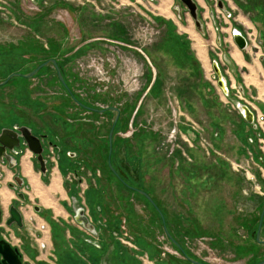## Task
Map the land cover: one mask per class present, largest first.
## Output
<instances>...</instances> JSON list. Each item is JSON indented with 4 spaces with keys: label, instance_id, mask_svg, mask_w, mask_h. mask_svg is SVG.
<instances>
[{
    "label": "rangeland",
    "instance_id": "374dc122",
    "mask_svg": "<svg viewBox=\"0 0 264 264\" xmlns=\"http://www.w3.org/2000/svg\"><path fill=\"white\" fill-rule=\"evenodd\" d=\"M248 1L251 0L236 1L238 15L233 14L230 21L215 4H211V9L216 11V21L221 28L237 25L243 29L255 69L261 68L259 57H264L257 43L261 24L248 21L245 12ZM70 2L0 0V22H3L0 27L16 33L14 43L0 40L12 43L2 46L14 47V59L9 61L11 70H17L29 58L30 64L19 70L27 73L39 62L52 58L63 70L62 75L69 88L68 91L60 84L53 66L48 65L44 75L42 69L32 78L20 81L22 84L9 87L12 104L15 105L11 108L30 121H34L32 117L43 115L50 126L76 127L71 136L78 143L85 140L95 146L104 144L105 157L109 132L113 144H125L128 159L139 164V181L129 182L135 189L123 188L113 177L107 179L110 183L93 180L91 184L84 183L83 187L87 185L85 190L89 193L95 185L93 188L100 196H107L112 221L120 224V233H125L128 241L135 245L128 248L129 255L137 254L147 261L158 259L154 264H196L190 260L206 264H254L264 260V243L255 239L264 206V83H259L263 72L256 68L252 76L254 80L244 78L247 87L244 95L235 86L231 88L232 93L229 92L256 113L258 127L250 125L249 131L244 132L241 122L239 127L234 124L238 111L210 77L209 53L221 60L222 47H218L212 36L205 39L195 37V41L191 37L194 43L196 39L200 41L197 44L204 49L206 59L199 49H196L197 56L203 64L206 62V76L219 92L224 106L231 111L223 114V121L215 119L213 112H208L211 118L206 127L197 117V112L190 115L184 110L183 102L171 89L157 86L151 92L152 87L143 84L144 69L154 70L145 55V65L140 69L134 61L133 50L130 54H122L121 42L125 39L105 37L100 49L87 50L83 44L87 39L76 38L74 34L77 36V28L81 31L79 35L84 37L87 35L82 31L89 28L102 33L101 18L92 24L88 18L92 12L87 13L85 6L73 3L75 7ZM254 2L255 8L259 7L264 12V0ZM161 10L165 11V8ZM202 15L211 34L213 30L207 11ZM223 20L227 22L222 23ZM124 21L127 32L131 34L128 43L140 51L144 43L150 42L151 34L160 32L158 25L142 20L135 11L126 13ZM188 23L192 25L190 20ZM113 25L111 31H118L117 24ZM30 29L37 36L36 42L39 40L36 50L27 38L21 40L23 33ZM44 31L54 37L46 36L44 40L41 34ZM60 32L61 50L58 48V44H62L58 38ZM227 35L225 42L232 44L230 31ZM222 66L225 68L223 63ZM50 70L52 73L48 74ZM5 90L2 89L0 95ZM11 108L8 110L12 111ZM224 110L227 111L225 107ZM189 132L195 139H191ZM215 133L219 135L215 136ZM52 170L49 181L56 180L52 178L57 173L56 167ZM57 177L60 182L61 176ZM139 190L152 199L158 210L144 194L137 193ZM125 207L130 211L126 216L121 214ZM162 224H166L165 229ZM168 234L180 247L168 240ZM30 236L35 251L31 255L34 264L44 254L38 250V236ZM259 238L264 240V214Z\"/></svg>",
    "mask_w": 264,
    "mask_h": 264
},
{
    "label": "crops",
    "instance_id": "0c3cea01",
    "mask_svg": "<svg viewBox=\"0 0 264 264\" xmlns=\"http://www.w3.org/2000/svg\"><path fill=\"white\" fill-rule=\"evenodd\" d=\"M70 1L72 2H70L72 6H75L73 3H76V5L80 4L83 7L85 6L84 9H88L86 10L87 13L89 11L92 12L91 16L88 17L91 18L92 24L97 22L98 18H101V23L103 24L102 33L99 30L96 31L89 28L88 30L82 31V34H85V36L87 35L86 37H84L79 35L81 31L79 28H77V36L76 34H74L76 38L87 39L86 42H83V44L85 43L84 45L87 47V50L92 48L97 50L100 49L101 43L104 44L103 41L105 37L115 38L119 40L122 38L125 39V41L123 40L124 42H121V45H123L122 54H130V50H133L136 57L134 61H136V65H139L140 69H143L142 67L145 65L143 61V55H145L149 61L148 64L150 63L151 68L154 70V72H151L149 68L144 69L145 72L143 77V84L147 85L148 87H152L151 92L154 91L157 86L171 89V91L174 92L183 102L184 108H186L184 110H186V112L190 115H192L193 112H197V117L199 118V120H202V124H204V126L206 127L208 126V121L211 118V115H208V112H213L215 119L220 118V120L223 121V114L226 115L231 111L228 109V106H224L222 97L219 96V92L210 82L208 76H206V62H204L203 64L201 59L197 56L196 49L199 48V50H201L203 53L204 60L206 59L204 49L197 44V42L200 41L196 39V42L194 43L192 42L191 37H193V40L195 41V37L205 39L209 36H212L215 38V42L218 47H222L223 52H221V60L218 56H213L210 53L208 57L210 61L209 64L212 70L210 77L213 81L216 82L218 90H220L227 101H230L229 97L234 98L230 95L232 93L231 88H234V86L237 87V89L244 95L247 90L244 78L249 80L255 79H253V73L256 72L255 69L258 67H256L255 69L252 67V64L254 63H252V59H250V55L247 51L248 40L247 47L244 49H239L232 37L233 29L240 30L241 33L244 34L243 29H239V26L237 25L232 28H228V26L221 28V24L216 21V11H214V9H211V4L213 5L215 1L211 2L210 0H194L197 5V17L201 23L200 28L196 26L189 12L183 6V4L180 3L179 0ZM216 1L217 9H219L223 13L224 17H226V19H228L229 21L233 19V14L236 13L238 15V9H236V1L240 2L242 0ZM219 1H221L222 6L219 5ZM254 1L256 0H251L245 3V12L250 23L261 24L260 32H258L259 38L257 37V43L261 46V52L264 54V12L258 9L259 7H257V9L255 8ZM262 6H264V4H262ZM150 7H152L153 10H150ZM162 8H165V11H162ZM201 9L203 10V12ZM155 10L157 12H155ZM130 11H135V13H138L142 20H148V22L150 21L151 25L155 24L156 27L157 25L159 26L160 32L151 34L150 42L144 43L142 51H139L137 48H134L132 45H130V43H128V40H131V38H128L131 37V34L127 32L126 26L124 24L125 21L123 22V18L125 17V14ZM205 11H207V14L210 18V24L212 25L213 31L211 34H209L208 32V25H206L202 20V14ZM224 11H229L230 15H226ZM199 13L201 14V16L199 15ZM189 20L191 21L192 25L188 23ZM226 22V20L222 21V23ZM113 24H117L116 28L118 29V31H111L110 28L114 26ZM228 31H230L231 33L233 42L232 44H227L224 39L228 36ZM14 32L15 31L13 30H8L6 27H0V40H10L12 43H14V35L16 34ZM60 33L61 34L58 38L62 43V39L60 38L62 32ZM195 33L198 34V36H195ZM41 34L45 37H54L45 31ZM100 34H102L103 37L100 36ZM155 34L159 35L156 36ZM36 37L37 36L34 34L33 30L31 31L30 29V31H26L23 33V35L21 36V40L23 38H27L31 42L30 44H33L37 49L39 45L37 46L36 44L39 40H37L36 42ZM0 43L1 45L5 43L12 44L9 41H0ZM61 45H63V43ZM114 59L116 61L118 60L117 58ZM213 60H217L220 66L221 74L225 78V85L228 87L229 97L225 95L223 89L218 85V77L213 69ZM259 60L262 63L259 65L261 68L258 69L259 71L261 70L264 74V57H259ZM222 63L225 68H223ZM142 76L143 73L141 77ZM259 83H264V76L262 77L261 75ZM259 89H261V87ZM259 94L262 95V92L260 91ZM230 103L232 102L230 101ZM224 107L225 109H227V111L224 110ZM262 108L264 110V104ZM236 110L238 111L236 115L237 122L234 124H237V127H239V123L241 122L243 131H249V127L251 124L246 121V119L242 116L238 109ZM7 113L11 112L6 111L5 114ZM238 113H240V115ZM253 114L255 116V112H253ZM188 135L191 137V139H195V136H193L194 134L191 135V132H189ZM214 135L217 136L219 135V133H215ZM22 165L23 174L27 177L30 185V198L35 199L37 196L39 198L38 203L44 209L43 213L40 214H36L31 211L26 214L34 215L33 222L36 224V226L33 227L29 226L30 232H32L33 229V232L30 233V235L35 234L37 236H41V239L45 240L47 244L48 251H51V253L56 256L60 263L62 262L65 264H69L73 262L74 258H77L79 254L72 249V244L73 242L78 240L77 235L80 232V228L77 229V227L73 223L70 209L67 207L68 205H66V207H63L62 205V203L65 204L68 199L66 190L62 186V182H59V178L57 177L59 173L55 172L52 175V178L56 180L49 181L48 178L44 183V181L39 178L38 174L33 172L30 164L23 160ZM8 181L9 174L5 176L0 184V202L4 206L8 204L12 197L11 191L6 187ZM47 181L49 182L47 183ZM88 194L92 204L97 203L101 199V197H99L100 195L97 193V191H95V188H92ZM122 211L123 212L121 214L125 216L129 214L128 212H130L128 211V209H126V207L122 209ZM44 222L47 223L46 228L45 230L41 231L39 229V226H41V224H43ZM30 235L27 232L23 236L27 249L26 253L29 256L33 255V253L35 252L33 249L34 247L31 246L32 238ZM144 238H141V240H143ZM139 244L140 243L138 242V245ZM124 253L128 254L126 251ZM118 255L119 253L115 246L108 247L105 264H115V262H117L116 258Z\"/></svg>",
    "mask_w": 264,
    "mask_h": 264
},
{
    "label": "flooded vegetation",
    "instance_id": "af4514ba",
    "mask_svg": "<svg viewBox=\"0 0 264 264\" xmlns=\"http://www.w3.org/2000/svg\"><path fill=\"white\" fill-rule=\"evenodd\" d=\"M180 3L183 4L181 1ZM214 4L217 5L216 0ZM183 6L185 7L184 4ZM199 15L201 16L200 13ZM45 38L46 37L43 36L44 40ZM58 45V48L61 50L62 45ZM12 49L13 48L10 47H4L0 43V94L2 89H6L4 93L0 95V184L5 176L9 174V181L6 187L12 194L6 206L2 205L0 202V241L7 243L15 252L19 264H32L34 262L32 256L26 253L27 249L23 236L27 232L30 235L29 226L33 227L36 226V224L33 222L34 215L26 214L30 211L40 214L43 213L44 209L38 203L39 198L37 196L35 199L30 198L29 181L22 171L23 160H25L30 164L33 172L38 174L39 178L44 181V183L45 180L50 178L53 167H56V171L61 176L62 186L66 190L68 199L67 202H65V204L62 203V205L63 207L68 205L67 207L70 209L73 223L77 229L80 228V232L77 235L78 240L72 244V249L79 254L78 257H75L74 261L69 264H105L106 253L110 246H115L119 253L115 264H154V262H157L158 259L156 258L147 261L144 260V257H139L137 254L129 255L124 253L129 250L128 248L135 247V245H132V243L128 241L125 233H120L122 231L120 224L112 221V212H110L111 204L107 200V196H99L101 199L97 203L92 204L89 194L85 190L87 189V185L83 187L84 183L91 184L94 182L93 180L105 181L113 177L115 182L121 184L123 188L135 189L129 182L136 183L140 179L138 162L132 163L128 159L125 144L120 143L117 146L112 143L113 139L110 132L107 136L105 157L103 152L105 148L104 144L102 146H100L101 144L95 146L85 140L82 143H78L77 139L71 136L74 135L76 127L64 128L61 126H50L46 117L43 115L32 117L34 121H30L28 117H21L20 112L16 113L12 109L15 105L13 106L12 104L14 101L9 94V87H14L19 81H23V79L25 81V79L32 78L42 69V74L44 75L47 73V71L44 70H47L48 65L53 66L60 84L65 86L68 91L69 88L64 81L62 75L63 70L52 58H46L47 60L45 59L39 62L27 73H22L20 71L23 67L30 64L29 58H27L23 66L21 65L22 67L19 66L16 68L17 70H11L12 66L9 65V61L14 59V50ZM33 50H36V48H33ZM32 53H35V51ZM51 60H54L55 63H52ZM43 63L45 64L34 74L26 77L27 74L34 71ZM58 71L65 85L59 79ZM51 73L52 70L48 71V74ZM19 84L22 83L19 82ZM71 96L74 98L73 95ZM21 107L22 106H20V108ZM9 108H11L12 111L8 110ZM6 111L11 113L5 114ZM24 114L27 116V113ZM20 128H23V130ZM5 130L8 131L3 132ZM30 136L34 137L32 139L35 146L36 143L38 144V153L32 152L29 148L30 143L26 137ZM68 136H70V138ZM93 167L97 170L95 171ZM107 181L110 183V180ZM94 186L95 185H92L91 188ZM141 191L139 190L137 193ZM144 195L154 208L158 210L152 199L148 195ZM11 206H14L20 215V226L15 222L9 225L6 224V220L10 217L9 210ZM80 208L88 220L89 229L82 227L75 219V210ZM160 218L162 220L161 216ZM46 224V222L41 224L43 225V229L40 226L39 229L41 231L45 230ZM164 225L166 228V224ZM164 225L163 229H165ZM168 240L177 247H180L179 243L169 234ZM36 243L39 252L44 255L40 257V259H36L37 261L34 264H65L62 262L60 263L56 256H54L51 251H48L47 244L45 240L41 239V236L38 235ZM186 258L189 259L187 256ZM159 260L161 261L164 259L159 258ZM190 261L195 263L193 260ZM0 264H9L7 259L1 254ZM196 264L206 263L197 262Z\"/></svg>",
    "mask_w": 264,
    "mask_h": 264
},
{
    "label": "water",
    "instance_id": "95a60500",
    "mask_svg": "<svg viewBox=\"0 0 264 264\" xmlns=\"http://www.w3.org/2000/svg\"><path fill=\"white\" fill-rule=\"evenodd\" d=\"M180 1L187 8V10H188L190 16L192 17V19L194 20L196 26L198 28H200L201 23L197 17V5H196L195 1L194 0H180ZM221 4H222L221 1H219V5H221ZM224 12L226 15H230L229 11H224ZM232 37H233L235 44L237 45V47L239 49H244L247 47V38L244 34L241 33L240 30L233 29L232 30ZM51 62L55 63L54 60H51ZM212 63H213V69H214V71L218 77V85L223 89L225 95L228 96V87L225 85V78L221 74L220 66H219L217 60H213ZM44 64L45 63L39 65L34 71L27 74L26 77L34 74ZM15 75H18V74H15ZM58 77L61 80V82L65 85L63 78H62L59 71H58ZM229 99L233 103V105L236 107V109H238L239 112L242 114V116L246 119V121L249 124H251L253 128H256V124L254 122L255 116H254L252 110L249 108V106L246 105L245 103L241 102V101L236 100L235 98L229 97ZM20 129L23 130V128H20ZM6 131H8V130H5L3 132H6ZM26 138H27V140H29L30 150L34 153H38V151H39V150H37L38 144L36 143V146H35L34 141L32 139L34 137L30 136V137H26ZM31 140H32V142H31ZM141 193L143 194L142 191H141ZM0 214H1V211H0ZM9 214H10V217L6 220V224L9 225L12 222H15L18 226H20L21 225L20 215L14 206L10 207ZM263 214H264V206H263L262 212L260 214V219H259L258 227L256 230V234H255V239L258 242H262V243H264V240H261L259 238V234H260L261 224H262V220H263ZM75 219L82 227H84L85 229H89L88 220L84 216L81 208L75 210ZM0 220H1V218H0ZM0 254L3 255L4 258L7 259L9 264H19V261L17 259V255L15 254V252L10 248V246L7 243H5L3 241H0ZM195 263H197V262H195ZM254 264H264V260L260 261V262H256Z\"/></svg>",
    "mask_w": 264,
    "mask_h": 264
},
{
    "label": "built area",
    "instance_id": "2783aa9c",
    "mask_svg": "<svg viewBox=\"0 0 264 264\" xmlns=\"http://www.w3.org/2000/svg\"><path fill=\"white\" fill-rule=\"evenodd\" d=\"M140 51V50H139ZM250 107V106H249ZM251 108V107H250ZM252 109V108H251ZM252 111H253V109H252ZM254 112V111H253ZM254 122H255V124H256V127H258V120H257V116H256V113H255V119H254ZM43 225H41L40 227L43 229V227H42Z\"/></svg>",
    "mask_w": 264,
    "mask_h": 264
},
{
    "label": "bare ground",
    "instance_id": "6f19581e",
    "mask_svg": "<svg viewBox=\"0 0 264 264\" xmlns=\"http://www.w3.org/2000/svg\"><path fill=\"white\" fill-rule=\"evenodd\" d=\"M199 49V48H198Z\"/></svg>",
    "mask_w": 264,
    "mask_h": 264
}]
</instances>
